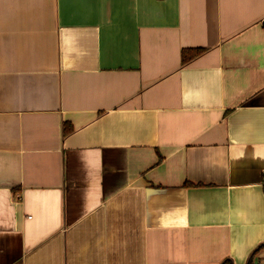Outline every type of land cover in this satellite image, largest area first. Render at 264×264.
<instances>
[{"label": "crops", "instance_id": "0c3cea01", "mask_svg": "<svg viewBox=\"0 0 264 264\" xmlns=\"http://www.w3.org/2000/svg\"><path fill=\"white\" fill-rule=\"evenodd\" d=\"M263 185L264 0H0V264H248Z\"/></svg>", "mask_w": 264, "mask_h": 264}, {"label": "trees", "instance_id": "16d2710c", "mask_svg": "<svg viewBox=\"0 0 264 264\" xmlns=\"http://www.w3.org/2000/svg\"><path fill=\"white\" fill-rule=\"evenodd\" d=\"M181 53V65L182 64H187L196 58H198L200 55L205 53V49L202 48H197V49H182ZM65 130L63 131V135L68 134V132L71 131L70 128H64ZM264 193V185L262 189ZM264 247L259 248L255 253L251 256V260L249 261L248 264H264L263 257L259 256V251L263 250ZM257 256V257H256ZM224 264H230L228 261H226Z\"/></svg>", "mask_w": 264, "mask_h": 264}, {"label": "rangeland", "instance_id": "374dc122", "mask_svg": "<svg viewBox=\"0 0 264 264\" xmlns=\"http://www.w3.org/2000/svg\"><path fill=\"white\" fill-rule=\"evenodd\" d=\"M260 256V255H259ZM263 261H264V257H263Z\"/></svg>", "mask_w": 264, "mask_h": 264}]
</instances>
